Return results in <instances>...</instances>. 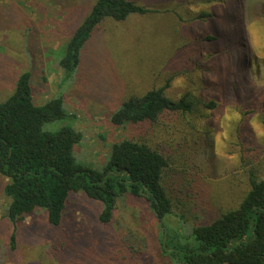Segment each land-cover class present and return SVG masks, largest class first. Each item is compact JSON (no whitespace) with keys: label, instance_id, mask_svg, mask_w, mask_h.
I'll return each instance as SVG.
<instances>
[{"label":"rangeland","instance_id":"obj_1","mask_svg":"<svg viewBox=\"0 0 264 264\" xmlns=\"http://www.w3.org/2000/svg\"><path fill=\"white\" fill-rule=\"evenodd\" d=\"M94 1L0 0V101L12 94L18 76L29 72L36 105L55 97L63 101L65 119L46 129L71 127L79 132L82 140L74 156L95 170L105 163L111 144L127 134L110 125L111 113L142 86L144 91L173 76L165 91L169 98L190 94L205 103L217 102V109L201 107L187 116L194 129L185 119L167 122L176 139L203 140L198 184L204 193L194 196L198 204L186 206L180 234L187 236L203 222L205 210L225 211L238 204L251 168L264 177V0H131L152 13L101 24L67 80L58 61ZM5 183L0 176V264L116 262L120 257L111 254L115 239L132 228H138L133 231L148 245L138 264H171L160 254L159 240L164 227L178 233L175 218L161 224L140 201L124 198L113 222L103 227L97 221L101 205L82 194L69 196L60 231L77 228L80 239L71 250L52 246L58 243L53 227L37 211L18 224L17 249L11 252Z\"/></svg>","mask_w":264,"mask_h":264},{"label":"trees","instance_id":"obj_2","mask_svg":"<svg viewBox=\"0 0 264 264\" xmlns=\"http://www.w3.org/2000/svg\"><path fill=\"white\" fill-rule=\"evenodd\" d=\"M149 13L131 0L94 1L58 61L65 79L77 70L87 42L101 24L124 23L131 15ZM173 78L144 91L142 86L140 93L128 95L111 113L110 125L126 129L127 134L111 144L105 163L95 170L80 165L74 156V148L82 140L79 132L71 127H45L65 119L62 98L36 105L30 73L18 76L12 94L0 101V176L6 180L3 193L8 199L5 219L12 227L11 252L17 249L18 224L37 211L43 212L48 228L53 227V241L58 243L52 246L59 244L57 251L71 250L80 239L77 228L71 225L65 233L60 231L69 196L82 194L101 205L97 221L103 227L113 222L118 203L124 198L140 201L161 224L175 218L178 233L173 235L164 227L159 240L160 254L171 264H264V177L256 176L252 168L246 193L235 207L213 213L205 210L202 223L187 236L180 234V222L189 212L187 204H198L194 196L200 198L204 193L198 184L203 140L187 136L176 139L167 122L173 117L185 119L194 129L187 116L201 107L217 109L218 103H205L190 94L178 100L169 98L165 91ZM242 159L247 165V158ZM133 230L115 239L111 254H117L118 261L99 264H138L144 260L148 245Z\"/></svg>","mask_w":264,"mask_h":264}]
</instances>
